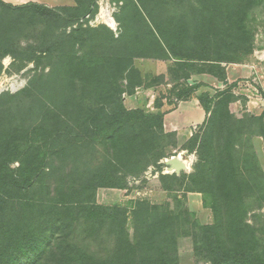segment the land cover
<instances>
[{"label": "trees", "instance_id": "16d2710c", "mask_svg": "<svg viewBox=\"0 0 264 264\" xmlns=\"http://www.w3.org/2000/svg\"><path fill=\"white\" fill-rule=\"evenodd\" d=\"M94 1L75 0L78 14L72 18H79L81 11L85 16ZM253 1L129 0L121 37L79 26L75 34L68 35L71 48L68 55L61 56L57 72L39 71L46 58L52 59L48 49L40 48L38 55L28 54L36 75L20 95L0 96V117L5 115L6 124H12L8 134L0 138V209L9 210L10 204H16L30 212L10 225V237L0 234V264H179L181 237L191 239L197 261L205 264H264V225L259 226L264 220V171L250 163L241 167L237 147L248 142L235 143L253 134L250 125L261 124L264 130V115L247 118L249 125L240 130L239 122L226 111L230 96L224 92L212 98L200 97L207 119L202 124L205 128L197 151V172L190 177L196 189L187 190L211 197L213 224L198 223L189 211L160 213L159 207L139 202L133 210L131 239L125 229L128 209L97 203L100 188H129L122 170L139 172L143 157L150 155L165 132L164 115L129 111L124 105L123 94L133 95L141 86L133 57L198 66L184 78L209 74L226 84V50L235 47L243 36L244 18ZM0 7L45 20H58L63 12L36 3L18 8L3 0ZM77 43L89 51L82 55L74 52ZM7 48L0 40V58L13 51ZM52 76L61 79L55 83ZM132 80L137 83L132 84ZM198 89L199 85L194 86L183 96L192 99ZM33 107H38L37 116L30 120ZM194 137L191 141L196 145L198 137ZM98 146L110 157L116 156L104 162L105 176L82 177L84 181L77 176L76 155L85 149L95 154ZM47 155L61 157V165L46 161ZM14 162L20 163L19 168L10 166ZM43 190L47 198L40 196ZM165 190L174 188L167 184ZM57 208H70L66 215L72 222L79 220L74 215L82 208L88 211L89 221L114 231L121 229L116 233L120 252L97 262L92 254L70 250L68 241L55 251Z\"/></svg>", "mask_w": 264, "mask_h": 264}, {"label": "rangeland", "instance_id": "374dc122", "mask_svg": "<svg viewBox=\"0 0 264 264\" xmlns=\"http://www.w3.org/2000/svg\"><path fill=\"white\" fill-rule=\"evenodd\" d=\"M253 2L252 8L244 18L243 36L237 41L235 47L226 50L228 51L226 53V60L228 62L224 63V65H257L264 77V0H254ZM127 3L129 4V0H95L90 7V11L85 16L81 11L79 18H72L73 15L78 14L76 13L78 9L75 0H71L70 5L55 7L57 10L63 11L61 18L58 20L31 17L27 13L21 12L19 14L12 9L0 7L1 44L6 48H10H7L8 52L13 49L11 53H7L6 51L7 54L0 58V96L20 95L28 87L30 81L37 73L34 61L31 60L28 54L35 53L38 55L40 48L48 49L49 53H52L53 56L52 59L46 58L43 61L39 71H45L46 73L57 72L62 63L61 56L68 55L71 48L68 35L74 33L79 26L88 29L99 28L106 34L112 32L115 38L121 37L127 23L124 14V8ZM7 4L18 8L22 6ZM147 6L151 8L152 4H148ZM106 18L114 20L116 24L115 29L110 28L105 23ZM191 20L190 18L189 22L193 24ZM15 48L18 50H15ZM88 51L89 48L86 45L82 46L78 45V43L75 45L74 52H79V55L85 54ZM133 63L134 68L138 71L137 75L140 78L141 86L136 87L133 95L123 94L124 105L129 111L143 110L151 116L164 115L165 117L166 114L174 111L180 102L188 101L183 96L184 93L190 92L194 86L199 85V88L201 87V84H195L192 79L193 76L189 79L184 78L186 74L191 73L198 66L192 67L190 65L189 67H182L174 63V61L134 57ZM60 79L56 76L51 77V80L55 83L60 81ZM135 83H137V80H132V84ZM124 84L125 88L129 86L126 82ZM259 85L261 86L260 83ZM259 85L253 83L252 87L246 88L245 83L242 82H236L235 84L226 83L222 89L216 90L217 92L214 94L219 95L224 92L227 94L226 96H230L228 110L226 111L239 122L240 130H244L249 125L247 118L260 115V110L255 107H249L250 98H253L256 90L260 89ZM50 94L53 97L52 93ZM205 97L207 98V94H203L201 98ZM214 101L216 102V99ZM37 111L38 107H33V109L29 110V114L31 115H28V118L33 120L37 116ZM6 119L5 115L0 117V138L5 137L8 134L7 130L12 126L11 123L6 124ZM18 121L20 120L18 119ZM171 125V129L173 127H181V124L175 121ZM204 128L205 126H198L196 129H193L194 133L192 137H198L196 145L191 141L192 137L188 138L184 133V135H179L173 130H165L156 148L150 152V155L146 159L143 157L142 163L139 166V172L134 173L129 170H122L123 175H127L129 188L126 189V193L131 201L128 206H122L128 209L129 220L125 224V229L129 238L131 237L132 239L134 235L135 219L133 215L135 211L133 210H135L139 202L159 207L160 213L189 211L192 218L202 225H209L207 223L209 218H213L211 224L214 223L213 213L210 209L211 197L199 193L202 196V202L198 208L196 205L200 202L199 195L194 196L192 194L195 192H187V190L196 189V186L192 188L190 177L197 172L196 167L199 164L197 151L202 140ZM250 128L253 134L245 135V139L242 142L239 139L235 142L237 146L248 142L244 147H237L242 162L241 167L244 168L247 163H250L252 168L257 167L264 171V138L262 137V135L264 136V130L261 129V124H255L252 127L250 125ZM148 140L150 141L151 139L148 138ZM20 142L18 140V143ZM191 147L195 150L190 151ZM95 149L97 153L92 155L86 149L76 155V161L79 166L77 176L81 175V179H83L82 177L92 179V176L95 175L105 176L106 169L103 167L104 162L111 161L116 156L112 155L110 157L99 146ZM143 151H145V148ZM44 152H48V150H44ZM153 154L156 156L153 157ZM160 156L163 157L161 158ZM179 156L187 163H190V165L187 170L177 173L166 165V161ZM44 158L46 161L54 163V165H61L62 158L59 156L47 155ZM69 161L71 162L72 159ZM122 161L123 159H121ZM148 162L151 163L148 164ZM19 165V162H14L10 166L13 169H17ZM174 176L180 178V182L175 180ZM85 179L83 180L85 181ZM167 184L173 187L174 190L166 191L165 186ZM101 189L106 188L98 189L97 195L98 192H101ZM40 193L41 197H48L44 190ZM31 197H34L31 195L29 197V200L32 202ZM195 200H198V203ZM106 204L103 203L101 205ZM8 207L9 210L2 207L0 209V234L4 233L10 237V225L18 223L19 219L22 220L24 214L28 217L27 212H30V210L23 206H16V204H10ZM69 209L57 208L55 211L56 223L53 226L55 251L58 249L59 244L63 246L68 241L70 250L78 253L84 252L83 254H92L97 262L105 260L114 252H120V244L118 243L119 240H117L116 233H120L121 229L114 231L108 225L101 226L100 224H96L95 221H89L86 216L88 211L82 210V208L75 211L74 219L78 218L79 220L72 222L71 217L66 215ZM262 211L264 212V209ZM7 214H9L8 217L6 216ZM259 224L261 228L264 225V220L261 219ZM178 247L179 264H205L203 260L198 259L199 261H197V257L192 250L191 239L179 238ZM142 255H146L144 250H142ZM128 260L130 258L125 259L126 262ZM24 263H27V261ZM17 264L21 263L18 262Z\"/></svg>", "mask_w": 264, "mask_h": 264}, {"label": "crops", "instance_id": "0c3cea01", "mask_svg": "<svg viewBox=\"0 0 264 264\" xmlns=\"http://www.w3.org/2000/svg\"><path fill=\"white\" fill-rule=\"evenodd\" d=\"M6 3L13 5H26L29 3H36L39 5H44L49 8L61 7L71 4V0H3ZM227 74V84H235L236 82L245 83V87H252L253 83L260 86V91L256 90L255 94H264V77L258 69L257 65H231L226 66ZM195 84H201V87L196 91L195 96L184 102H180L174 111L166 114L164 117V126L166 131H175L179 135H187L188 138L193 136L194 128L202 126V124L207 119V113L200 103V97L203 94H207L208 97H214L216 90L222 89L225 84L219 81L212 75L209 74H198L192 77ZM259 82V83H258ZM175 121L181 124V127L170 128L172 122ZM174 126V125H173ZM184 133V134H183ZM260 146V144H259ZM103 193V194H102ZM192 195L200 197V202L195 200L199 204L202 202V196L199 193H193ZM98 203L101 205L107 203L106 205H121L128 206L130 204V197L127 196L126 189H101L97 195ZM198 199V198H196ZM212 217V216H211ZM208 220V219H207ZM213 218H209L208 224L212 223Z\"/></svg>", "mask_w": 264, "mask_h": 264}, {"label": "built area", "instance_id": "2783aa9c", "mask_svg": "<svg viewBox=\"0 0 264 264\" xmlns=\"http://www.w3.org/2000/svg\"><path fill=\"white\" fill-rule=\"evenodd\" d=\"M249 107H255L260 110V115H264V94H256L253 98H250Z\"/></svg>", "mask_w": 264, "mask_h": 264}, {"label": "water", "instance_id": "95a60500", "mask_svg": "<svg viewBox=\"0 0 264 264\" xmlns=\"http://www.w3.org/2000/svg\"><path fill=\"white\" fill-rule=\"evenodd\" d=\"M166 165L171 167V170H175L177 173L182 170H187V166L178 158L167 160Z\"/></svg>", "mask_w": 264, "mask_h": 264}, {"label": "bare ground", "instance_id": "6f19581e", "mask_svg": "<svg viewBox=\"0 0 264 264\" xmlns=\"http://www.w3.org/2000/svg\"><path fill=\"white\" fill-rule=\"evenodd\" d=\"M105 23H106L110 28L115 29L116 24H115V22H114V20H113L112 18H106V19H105ZM177 158L180 159V160H181V161L187 166V169L189 168L190 163H187L184 159H182L181 156H179V157H177Z\"/></svg>", "mask_w": 264, "mask_h": 264}]
</instances>
